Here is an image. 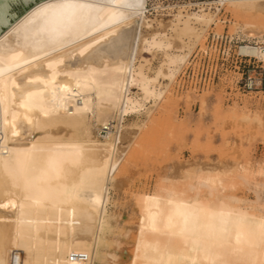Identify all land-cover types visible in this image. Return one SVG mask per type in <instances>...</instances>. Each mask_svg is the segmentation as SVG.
<instances>
[{
  "label": "bare ground",
  "instance_id": "6f19581e",
  "mask_svg": "<svg viewBox=\"0 0 264 264\" xmlns=\"http://www.w3.org/2000/svg\"><path fill=\"white\" fill-rule=\"evenodd\" d=\"M139 2L142 8L114 9L121 14L118 19L83 37L92 44L83 54L75 44L55 51L38 45L47 35L41 18L17 31L38 7L57 0H43L0 32V51L16 55L19 65L0 77V92L7 97V116L0 108V162H8L6 167L0 163V264H93L109 217V190L124 154L119 147L123 121L143 111L147 102L162 99L165 90L158 77L172 80L187 57L167 51L172 39L165 33H143L147 0ZM221 2L237 11L264 14V0ZM175 18L180 22L182 14ZM191 19L207 24L211 16L193 12L175 31L197 38ZM92 37L99 43H92ZM159 48L165 49V61L152 76L143 53ZM239 50L264 59L263 47L243 45ZM13 80L22 87L33 81L27 86L37 93L27 112L31 124L23 118ZM91 119L95 129L104 131L101 139L91 134ZM205 180L215 187V180ZM197 198L181 197L172 188L141 198L134 257L143 264H264L263 216Z\"/></svg>",
  "mask_w": 264,
  "mask_h": 264
},
{
  "label": "rangeland",
  "instance_id": "374dc122",
  "mask_svg": "<svg viewBox=\"0 0 264 264\" xmlns=\"http://www.w3.org/2000/svg\"><path fill=\"white\" fill-rule=\"evenodd\" d=\"M221 1L147 0L143 33H165L172 39L167 51L187 57L172 80L158 77L163 98L123 121L119 147L124 154L93 264H143L134 249L146 194L172 188L190 200L223 201L264 217V59L239 50L264 48V14L237 11ZM193 12L211 20H190L197 38L177 33L174 28ZM143 56L153 76L165 61V49ZM93 121L91 134L101 139L104 133ZM207 178L216 181L213 189Z\"/></svg>",
  "mask_w": 264,
  "mask_h": 264
},
{
  "label": "snow or ice",
  "instance_id": "6c2138e0",
  "mask_svg": "<svg viewBox=\"0 0 264 264\" xmlns=\"http://www.w3.org/2000/svg\"><path fill=\"white\" fill-rule=\"evenodd\" d=\"M121 5L130 8L143 7L139 0H133L132 3H126V0H109L106 4L86 3L84 0H57L55 4H46L38 7L30 17L26 18L18 26L17 31L26 29L33 20L41 18L46 22L47 35L38 42V45H47L55 51L57 47L63 48L65 45L75 44L81 47V54H83L88 48L92 47V44L84 40L83 37H91L93 32L98 31V26L104 27L105 23L110 24L113 20L118 19L121 14L114 9H118ZM100 39H104V36H101ZM92 43H99V41L92 37ZM30 54L33 55L34 60L38 59L34 53ZM17 59L16 55L8 56L5 52L0 51V77L8 74L13 67H19V65L14 63ZM25 63L28 62L25 61ZM12 83L15 88L20 90L21 100L19 107L25 109L23 118L31 124L32 121L28 120L27 112L35 104L37 93L29 91L27 86L32 85L33 81L26 80L25 87L15 84L14 80ZM6 99L7 97L0 92V108L4 109L5 116H7ZM12 115V134L15 136L18 135L14 130L17 113L14 112ZM5 123H8L7 119H5ZM4 152L11 155L7 148L4 149ZM0 163L6 167L8 162L2 161ZM260 232L261 236L264 237V222L260 225Z\"/></svg>",
  "mask_w": 264,
  "mask_h": 264
},
{
  "label": "water",
  "instance_id": "95a60500",
  "mask_svg": "<svg viewBox=\"0 0 264 264\" xmlns=\"http://www.w3.org/2000/svg\"><path fill=\"white\" fill-rule=\"evenodd\" d=\"M43 0H0V32L7 29Z\"/></svg>",
  "mask_w": 264,
  "mask_h": 264
},
{
  "label": "built area",
  "instance_id": "2783aa9c",
  "mask_svg": "<svg viewBox=\"0 0 264 264\" xmlns=\"http://www.w3.org/2000/svg\"><path fill=\"white\" fill-rule=\"evenodd\" d=\"M263 79H264V77H263ZM260 83H261V81H260ZM102 133H104V131Z\"/></svg>",
  "mask_w": 264,
  "mask_h": 264
}]
</instances>
